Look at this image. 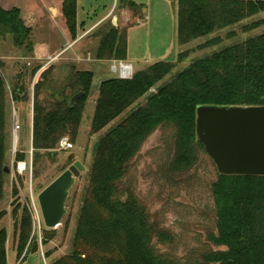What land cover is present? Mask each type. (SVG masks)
<instances>
[{
  "label": "trees",
  "instance_id": "1",
  "mask_svg": "<svg viewBox=\"0 0 264 264\" xmlns=\"http://www.w3.org/2000/svg\"><path fill=\"white\" fill-rule=\"evenodd\" d=\"M121 3L137 16L144 15V6L131 0ZM62 13L72 39H77L78 0H62ZM260 14H264V0H178V46ZM262 23L254 22L244 30L256 29ZM33 33L20 8L6 9L0 5V39H10L26 58L34 57ZM219 41L214 39L200 48L217 45ZM127 45V30L109 24L101 34L95 58L125 61ZM189 57L190 52H183L176 63L157 62L130 79L118 77L101 82L91 124L93 136L141 98L146 97V103L122 118L96 144L72 251L53 264H264V176L221 175L196 133L197 109L201 106L264 107V34L197 59L189 69L176 72L169 82L156 87ZM25 65L17 66L10 92L0 65V201L8 177L5 168L11 102L18 106L31 101V81L41 68L38 65L28 73ZM52 73L53 67L46 69L33 90L35 166L42 152L52 154L63 139L76 143L93 86L94 74L90 71L73 68L61 84L55 83ZM45 91L51 98L46 102L41 98ZM79 93L84 96L72 105V98ZM159 131L169 145L167 166L179 180L194 175L199 178L203 161L210 164L215 174L210 183L214 207L206 212L211 230L206 234V242H201L202 247L190 251L184 261L157 249L156 243L172 248L176 235L152 215L135 187L142 148ZM24 160L22 153L16 156V162ZM73 162L74 156L69 157V164ZM38 175L35 172V177ZM5 216L6 212H0V224ZM31 230V217L25 209L16 226L18 257L24 253ZM49 232L52 231L45 233V245L51 240ZM7 242V230L0 229V264H8Z\"/></svg>",
  "mask_w": 264,
  "mask_h": 264
},
{
  "label": "rangeland",
  "instance_id": "2",
  "mask_svg": "<svg viewBox=\"0 0 264 264\" xmlns=\"http://www.w3.org/2000/svg\"><path fill=\"white\" fill-rule=\"evenodd\" d=\"M131 1L144 6L142 17L140 15L138 17L129 7L123 6L121 0H78V23L84 22L89 28L109 13H112V17L102 22L101 27L89 36L92 40L88 47L93 51V57H95L101 34L109 24L122 31L127 30V54L128 60L133 66L134 74L136 70L145 65L149 66L161 61L176 63L180 53L190 52V57L185 62L177 64L176 70L158 84L157 88L169 82L176 72L188 68L193 61L211 55L224 47L264 34V23L256 29L244 30L246 26L250 27L254 22H264V14H260L245 20L241 24L216 31L207 37L180 47L177 43L178 0ZM5 5L11 6L12 3L9 1ZM214 39H219V44H210L212 46L200 48ZM13 46L10 39L7 42H2L0 56L5 57L11 51L14 54L17 52L23 56V50L18 52ZM13 55L10 56L14 57ZM17 61V59H0L2 74L7 77L10 76L12 72H9V70L13 71V65ZM30 62L31 65L24 63L28 73L38 66L37 62ZM59 63L56 61V66ZM124 63L129 64V61ZM86 66V68H83L86 71L93 72L94 80L83 113L78 140L76 143H72L68 139L73 144V148L70 150L58 147L52 154L42 152L41 160L37 166H35V151L32 146L33 105L30 104V101L27 104L22 103L18 106H14L11 102L10 146L7 160V167L11 170V173L7 175L4 198L0 201V212H6V216L1 221L0 229L4 228L8 232V264H44L43 257L46 259L47 264H53L54 261L71 253L77 219L88 183V171L94 160L95 146L102 136L119 123L122 118L126 117L136 107L143 106L146 103L147 98H141L123 116L102 132L93 136L91 134V124L96 103L94 98L99 95L100 84L105 80L120 78V74L112 73L111 69L114 64L107 62H93L88 63ZM73 68L77 69L76 66ZM73 68H71V71ZM52 76L57 84L65 82L68 78L66 73L59 76L57 72H53ZM8 78L12 82L13 76ZM41 98L44 102L51 100L47 91L43 92ZM16 124L20 127L17 132L15 130ZM167 142L160 131L148 138L140 154L134 181L140 200L150 208L152 215L165 228L170 229L176 235L175 244L172 248L156 243L157 249L161 254L176 256L184 261L190 251L202 247L201 242H206V234L211 230L206 212L214 207L210 183L215 174L210 164L203 161L199 165V178L194 175L189 179L179 180L177 176L170 172V167L167 166L170 163ZM19 153L25 156V160L16 162V156ZM71 156H74V162L69 164V157ZM77 161L85 166L86 171L78 178L77 184L68 199V213L56 229H47L40 213L38 195ZM19 163L27 165L25 172L20 173ZM35 172H38V177H35ZM14 191H17L15 195ZM25 209L31 217L32 230L23 255L18 257L16 253V226L18 220L25 213ZM37 211L41 218L40 227L37 220ZM47 231H52L48 233L51 240L45 245L44 237Z\"/></svg>",
  "mask_w": 264,
  "mask_h": 264
},
{
  "label": "water",
  "instance_id": "3",
  "mask_svg": "<svg viewBox=\"0 0 264 264\" xmlns=\"http://www.w3.org/2000/svg\"><path fill=\"white\" fill-rule=\"evenodd\" d=\"M83 96L75 95L71 104ZM196 133L221 175L264 176V107L201 106ZM85 171L81 162H75L38 195L47 229L61 225L68 213V199ZM5 173L11 170L6 167Z\"/></svg>",
  "mask_w": 264,
  "mask_h": 264
},
{
  "label": "crops",
  "instance_id": "4",
  "mask_svg": "<svg viewBox=\"0 0 264 264\" xmlns=\"http://www.w3.org/2000/svg\"><path fill=\"white\" fill-rule=\"evenodd\" d=\"M11 1L12 5H5L7 2ZM0 5L6 9L13 7H18L21 10V15L28 27L34 29L33 42H34V57L26 58L21 56L16 52L14 54H7V56H0V59H17V63L13 65V71L10 76H13L17 71V66L20 63H28L31 65L30 61L37 62L41 66L40 70L35 75L34 79L31 81V101L30 104H34L33 90L34 85L41 76V74L48 69L53 67V72H57L60 76L62 73L69 75L71 73V68L75 67L78 70L86 71L88 63L101 62L93 57V51L88 47L92 39L89 38L93 32H95L99 27H101L102 22L106 19L112 17V13H109L104 18L100 19L96 24L91 27H87L86 24L79 23V31L77 39L73 40L71 34L66 25V20L62 13V0H0ZM147 18V17H146ZM44 20V21H43ZM83 25V27L81 26ZM7 42V40L0 39L1 43ZM16 51L21 50L13 46ZM15 51V50H14ZM14 54V55H13ZM19 54V55H18ZM13 55L14 57H11ZM56 61L60 62L56 66ZM127 59L123 62H128ZM109 64H115L119 61H102ZM73 63V65H72ZM84 67V68H83ZM148 66H143L141 69L135 72L141 71ZM15 71V72H14ZM14 73V74H13ZM7 79L9 92L11 91V81L8 77L4 75ZM98 96L94 98L97 101ZM96 105V103H95Z\"/></svg>",
  "mask_w": 264,
  "mask_h": 264
},
{
  "label": "built area",
  "instance_id": "5",
  "mask_svg": "<svg viewBox=\"0 0 264 264\" xmlns=\"http://www.w3.org/2000/svg\"><path fill=\"white\" fill-rule=\"evenodd\" d=\"M111 71H112V73H119L120 74L119 76L122 79L131 78L133 76V74H134L133 66L131 64L124 63V62L115 63L114 66L112 67ZM15 130L16 131L20 130V127H19L18 124L15 125ZM59 147L63 148V149H66V150H70V149L73 148V144L70 143L68 141V139H63L60 142ZM18 169L20 170V173H23V172H25L27 170V165L25 163H19ZM40 213H41V211H40ZM36 214H37L38 224H39V227H40L41 226V218H40L39 212L37 211ZM35 227L37 228L36 223H35ZM43 259H44V264H47L46 263V259L44 257H43Z\"/></svg>",
  "mask_w": 264,
  "mask_h": 264
},
{
  "label": "bare ground",
  "instance_id": "6",
  "mask_svg": "<svg viewBox=\"0 0 264 264\" xmlns=\"http://www.w3.org/2000/svg\"><path fill=\"white\" fill-rule=\"evenodd\" d=\"M17 132V131H16ZM17 135V133H15Z\"/></svg>",
  "mask_w": 264,
  "mask_h": 264
}]
</instances>
